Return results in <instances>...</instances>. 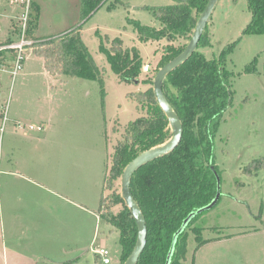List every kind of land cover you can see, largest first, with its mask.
<instances>
[{"label": "rangeland", "instance_id": "rangeland-1", "mask_svg": "<svg viewBox=\"0 0 264 264\" xmlns=\"http://www.w3.org/2000/svg\"><path fill=\"white\" fill-rule=\"evenodd\" d=\"M8 1L0 0V25L5 29ZM121 1L128 7L119 4L109 10L115 0H107L81 20V0H41L36 21L38 25L41 15L40 28L27 38H60L81 26L83 42L104 80L103 91L96 80L49 75L43 60L28 46L23 47L19 70H15L16 52H0L1 168L16 152L27 166L23 169L27 175L33 173L37 182L77 204L75 208L65 205L59 222L1 228L3 237L26 242L22 247L35 260L33 264H103L95 253L102 246L100 240L109 251V264H121L119 234L111 232L99 217L102 179L127 124L145 111L141 106L137 109L128 95L153 87L160 70L161 47L166 44L165 39L139 42L133 23L158 30L159 23L143 7L170 6L174 0ZM11 6L16 7L18 16L11 20L16 33L11 30V37L0 36V47L8 39L11 44L21 39L17 32L21 7L16 3ZM250 19L247 0H217L205 27L204 43L209 45L199 48L206 59L219 60L227 46L235 44L224 62L232 73L233 94L214 137L220 199L192 225L181 264H264V167L251 174L243 171L264 158V35L244 33ZM115 38L122 39L123 48L138 49L142 66L148 65L149 71L142 70L136 83L120 82L99 50L102 41L106 47ZM184 43L188 42L179 40L174 46ZM249 67L252 71H247ZM146 75L153 79L152 85L143 83ZM115 185L121 193L120 179ZM120 210L115 207L113 213ZM196 228L202 229V240L208 241L199 249ZM31 235L34 242H28Z\"/></svg>", "mask_w": 264, "mask_h": 264}, {"label": "trees", "instance_id": "trees-1", "mask_svg": "<svg viewBox=\"0 0 264 264\" xmlns=\"http://www.w3.org/2000/svg\"><path fill=\"white\" fill-rule=\"evenodd\" d=\"M106 1L81 0V20L87 19ZM207 1L174 0V4L170 6L143 7L151 11L160 25L159 29L136 23H133V26L139 42L152 43L165 39L166 44L161 47L159 68L179 56L185 49V43L178 47L174 44L179 40L188 42L191 39L198 17L205 9ZM119 4L128 7L127 3L115 0L107 8L111 10ZM30 6L32 11L26 29L27 38L33 36L32 31L39 13L36 7L31 4ZM247 7L251 19L244 33L264 35V0H247ZM17 32L20 36L18 28ZM82 34L81 26H78L60 38L41 39L28 47L33 49L36 57L43 60L44 69L49 75L96 80L103 91L104 80L83 42ZM105 39H108L107 35ZM204 42L205 30L197 50L178 69L171 72L162 85L166 100L183 127L177 148L162 158L143 165L132 175L129 182L132 197L140 208L147 227L145 248L137 264H165L173 238L182 227L184 219L191 213L203 209L217 193L216 175L220 180V173L218 167L214 165V137L222 115L231 104L232 73L224 67V62L235 44L227 46L219 60H208L199 51L200 47L209 45ZM11 43V39H8L4 45ZM107 46L105 47L102 41L99 50L105 55L110 69L118 80L136 83L143 70L139 50L135 47L123 48L121 38L112 39ZM247 71L252 70L249 67ZM152 80L146 75L143 83L152 85ZM128 96L135 102L137 109L141 106L145 111L141 117L127 124L126 133L113 147L110 165L105 167L108 171L103 175L99 200L100 220L111 228V232L114 230L119 234L121 264L134 248L137 227L115 183L121 179L124 167L131 160L143 151L161 146L172 136L168 120L163 110L158 107L153 88L148 87L147 90L134 92ZM262 167L264 158L250 163L243 171L251 174ZM115 207L121 210L113 213ZM205 212L194 216L179 234L169 264H181L184 260L188 232ZM193 231L199 249L208 241L202 240V229L196 228Z\"/></svg>", "mask_w": 264, "mask_h": 264}, {"label": "crops", "instance_id": "crops-1", "mask_svg": "<svg viewBox=\"0 0 264 264\" xmlns=\"http://www.w3.org/2000/svg\"><path fill=\"white\" fill-rule=\"evenodd\" d=\"M40 1L31 0L39 13L42 10ZM11 2L12 0L8 1V9L5 12L6 14L3 15L9 21L6 29L0 25L1 38L11 37L14 32L13 27H11V20L18 16L16 7L11 6ZM4 9L5 7L2 8V10ZM39 17L38 25L33 31L40 28L42 16L39 15ZM35 41L40 40L31 42ZM7 160L2 168L0 165V264H20V261H22L21 264H33L35 260L22 247L26 242H20L10 235L6 238L3 237L1 228L14 230L13 227L22 224L45 226L50 224L51 220L59 222L61 221L60 218L63 219L65 205L75 208L74 205L77 204L51 187L37 182L33 178V173L29 172V175H27L26 170H23L24 166H27L23 164V158L18 153L12 152L11 157H8ZM30 241L34 242L32 235L28 242ZM60 241L64 242V239ZM100 244L105 245L102 240H100ZM61 247L65 249V243ZM58 248H60V245ZM20 249H23V251ZM22 253H27V256L24 257Z\"/></svg>", "mask_w": 264, "mask_h": 264}, {"label": "water", "instance_id": "water-1", "mask_svg": "<svg viewBox=\"0 0 264 264\" xmlns=\"http://www.w3.org/2000/svg\"><path fill=\"white\" fill-rule=\"evenodd\" d=\"M216 2L217 0L207 1L204 7L205 9L198 17L193 35L186 44L185 49L179 54V56H177L173 60L169 61L168 63L160 67V70L157 72V74L154 77L152 88L154 89L155 99L157 101L158 107L163 110L168 120L169 127L171 128L172 136L168 141L163 143L161 146H157L152 149L143 151L140 155H138L136 158L131 160L124 167L125 169L120 179L121 198L125 203V206L128 207V209L130 210L132 217L135 221V225L137 227V237L132 252L126 258L123 264H137L140 255L144 251L146 234H147L145 219L143 217L140 208L137 207L129 188L130 179L135 172H137L139 169H141V167H143V165L155 161L159 158H162V156H165L171 153L172 151H174L180 142L181 134L183 130V127L181 125L178 116L176 115L175 111L173 110V108L170 107L169 103L166 100L162 88L163 82L171 72L178 69V67H180L181 64L187 61L190 58V56L197 50V45L205 30L206 24L212 14ZM216 186H217V193L215 198L209 204L203 207V209H200L195 213H191L186 219H184L181 225L182 227L179 229V231L176 233V235L173 238L171 244L172 247L167 255L165 264L170 263V259L172 257L175 248L174 245L177 240V237L179 236V234H181L184 231L187 223L194 216L203 213V211H208L209 209L213 208L215 204L218 202L220 198L221 187L219 185V177L217 175H216Z\"/></svg>", "mask_w": 264, "mask_h": 264}, {"label": "built area", "instance_id": "built-area-1", "mask_svg": "<svg viewBox=\"0 0 264 264\" xmlns=\"http://www.w3.org/2000/svg\"><path fill=\"white\" fill-rule=\"evenodd\" d=\"M18 4L21 7V17H20V25H19V32L21 35V39L19 40L18 43H13L10 45H4L0 47V52L3 50H13L14 52H16V65H15V70H19L20 69V63L21 60L23 58L22 56V51H23V47L25 46H30L32 44V42L27 39V23H28V19H29V0H13L11 2V4ZM143 72H148V65H144L142 66ZM15 72V71H14ZM2 130V128H0V131ZM37 130H40V128H37ZM97 256L100 258L101 262L103 264H109L110 259H109V251L105 246H100L96 252Z\"/></svg>", "mask_w": 264, "mask_h": 264}]
</instances>
